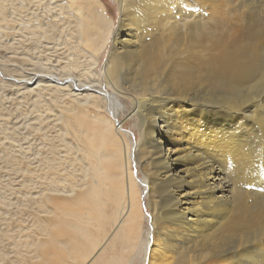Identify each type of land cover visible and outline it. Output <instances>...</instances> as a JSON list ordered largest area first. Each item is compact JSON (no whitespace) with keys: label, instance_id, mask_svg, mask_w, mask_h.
Returning <instances> with one entry per match:
<instances>
[{"label":"bare ground","instance_id":"obj_1","mask_svg":"<svg viewBox=\"0 0 264 264\" xmlns=\"http://www.w3.org/2000/svg\"><path fill=\"white\" fill-rule=\"evenodd\" d=\"M115 1L117 24L100 0H63L82 45L81 54L65 53L76 71L27 87L50 86L47 118L90 161L66 157L59 169L46 159L53 173L38 203L53 202L73 238L53 235L59 260L42 263L116 264L105 252L124 235L145 264H264V0ZM101 100L111 118H137L139 141L121 119L101 115ZM72 176L81 193L73 186L67 199L52 196Z\"/></svg>","mask_w":264,"mask_h":264},{"label":"rangeland","instance_id":"obj_2","mask_svg":"<svg viewBox=\"0 0 264 264\" xmlns=\"http://www.w3.org/2000/svg\"><path fill=\"white\" fill-rule=\"evenodd\" d=\"M100 1L108 8H106V12L112 17L114 24H117L119 19L118 3L115 0ZM62 3L63 0H0V264H43L46 260L48 263L54 262L56 259L59 260V256L54 253L55 250L51 251L53 249L50 246L53 235L57 234L59 241H68L73 238V234L60 229L59 219L63 216L62 211L53 202L46 203L45 207L47 208H45L41 202L38 203L40 200L38 194L50 187V182L46 178L52 175L53 170L47 165L52 164L53 160L58 161L59 169L65 163L66 157L69 158L66 161L67 164H70L73 158L76 160L74 163L77 166L88 165L90 161L83 160L84 162H82L75 142L68 134L62 133L64 131L61 130V124H54V120L47 118L51 114L47 109L49 107L47 102L50 86L41 88L42 86L38 84V87L27 88L38 80L48 81L50 77L47 75L53 74L54 71L67 72L73 68H70L72 65L76 71L77 61L71 63L70 59L65 58L68 53L78 52L81 54L79 49H82V45L79 48L75 42V23L65 13L66 9L60 7ZM34 4L35 6H33ZM57 14L59 17H54ZM3 15H5V19L2 21ZM31 33L32 35L35 33V35L32 36ZM69 42H71V46ZM108 50L98 55L99 65L94 66L98 71L109 54ZM59 56L61 58L64 56V58L61 59ZM38 76L40 78L35 80ZM29 78H33V80L30 81ZM122 101L123 105L130 108L128 101ZM100 103L99 112L101 115L115 122L118 120L120 122L121 119L123 127L129 130V139L132 142L139 141L141 138L140 127L135 116L125 117L124 115L127 113L122 111L118 117L111 118L106 112L105 101L101 100ZM123 113L124 115H122ZM44 114L47 115L44 116ZM51 158L52 161L46 162V159ZM29 159L33 161L30 162ZM131 166L134 175L141 176L138 168L134 164ZM70 179L73 180L65 184L60 183V190L53 192L52 196H57L58 200L70 197L66 191L73 188L75 184L77 185L80 178L72 176ZM89 181L91 182V178L88 176L85 180L86 185ZM77 186L73 192L78 195L81 193V189ZM64 187L67 188L64 190ZM138 187L140 188V186ZM29 192L30 194H28ZM137 196L139 197V194ZM110 204L111 202L108 201L104 207L107 214L113 217ZM150 210L143 202L142 212L146 214ZM112 220L113 218L109 219V222ZM147 227L146 218L143 217L140 222L142 240L146 237ZM93 229L95 228H91L92 231ZM95 234L101 236L97 229H95ZM109 247L112 249L105 252V256L112 259L116 264H145L141 261L142 252L138 251L136 247L128 248L129 245L124 235H120L113 244H109ZM68 261L71 264L74 263L72 259H68Z\"/></svg>","mask_w":264,"mask_h":264}]
</instances>
